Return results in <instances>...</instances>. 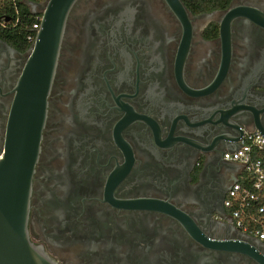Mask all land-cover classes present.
<instances>
[{"label":"flooded vegetation","instance_id":"flooded-vegetation-1","mask_svg":"<svg viewBox=\"0 0 264 264\" xmlns=\"http://www.w3.org/2000/svg\"><path fill=\"white\" fill-rule=\"evenodd\" d=\"M21 2L33 14L45 5ZM31 44L0 36V155ZM255 127L264 131V0L209 11L76 0L47 97L29 238L57 264H264L262 243L224 205L239 167L223 153Z\"/></svg>","mask_w":264,"mask_h":264},{"label":"water","instance_id":"water-1","mask_svg":"<svg viewBox=\"0 0 264 264\" xmlns=\"http://www.w3.org/2000/svg\"><path fill=\"white\" fill-rule=\"evenodd\" d=\"M75 1L45 0L30 55L14 87L0 155V264H57L30 240L27 222L47 97ZM254 129L264 135L261 128Z\"/></svg>","mask_w":264,"mask_h":264},{"label":"built area","instance_id":"built-area-1","mask_svg":"<svg viewBox=\"0 0 264 264\" xmlns=\"http://www.w3.org/2000/svg\"><path fill=\"white\" fill-rule=\"evenodd\" d=\"M39 26L38 21L32 24L29 41ZM223 159L239 167L224 205L241 232L256 237L264 247V135L257 130L244 131L235 148L224 151Z\"/></svg>","mask_w":264,"mask_h":264},{"label":"trees","instance_id":"trees-1","mask_svg":"<svg viewBox=\"0 0 264 264\" xmlns=\"http://www.w3.org/2000/svg\"><path fill=\"white\" fill-rule=\"evenodd\" d=\"M191 8L197 11L222 9L228 6L230 0H186ZM0 14L12 15L13 26L11 30L0 26V36L10 41L20 50L26 49L32 41L28 40L34 22H40L41 14H33L23 5L21 0H0ZM35 36V32L33 33Z\"/></svg>","mask_w":264,"mask_h":264}]
</instances>
